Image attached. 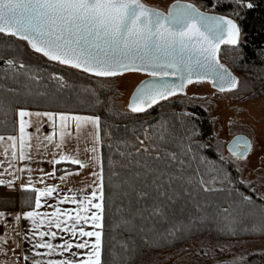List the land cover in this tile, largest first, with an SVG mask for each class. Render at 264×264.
<instances>
[{
  "label": "trees",
  "instance_id": "trees-1",
  "mask_svg": "<svg viewBox=\"0 0 264 264\" xmlns=\"http://www.w3.org/2000/svg\"><path fill=\"white\" fill-rule=\"evenodd\" d=\"M181 1L235 21L238 42L220 47L219 61L264 89V0ZM32 54L40 55L26 41L0 34V120L13 118L16 108L99 117L102 264H136L147 253L203 237L264 238V200L247 194L230 170L201 147L212 133L203 111L161 102L144 112L116 116L107 109V93L87 81L90 75L72 68L81 75L68 74ZM72 169L62 165L56 172ZM21 201L24 210L31 209L34 194L22 192Z\"/></svg>",
  "mask_w": 264,
  "mask_h": 264
},
{
  "label": "snow or ice",
  "instance_id": "snow-or-ice-1",
  "mask_svg": "<svg viewBox=\"0 0 264 264\" xmlns=\"http://www.w3.org/2000/svg\"><path fill=\"white\" fill-rule=\"evenodd\" d=\"M251 7V5H249ZM239 29L231 19L200 11L192 3L181 0L171 5L167 13L145 5L142 0H0V34L26 41L36 53L42 54L50 61L67 65L97 77H112L118 73L135 70L146 74L132 93L128 108L134 112H144L161 100H166L176 92H182L186 83L196 80H208L220 91L235 89L238 80L220 63L217 53L222 43L236 44ZM227 33V35H225ZM12 63V61H8ZM24 67L23 64L20 65ZM175 78V79H173ZM61 81L64 80L60 76ZM19 117V159L26 158L25 138L29 134L26 128L32 116L47 117L56 126L59 120L60 148L65 137L71 134L72 123L80 130L83 124L92 123L99 127V117L84 116L72 112H30L25 108L17 110ZM39 131V128L37 129ZM55 133L46 139L53 141ZM97 140L99 137L97 136ZM5 137L0 135V141ZM13 149L11 155L16 157L17 136L9 135ZM143 143V141H141ZM251 142L243 136L236 137L230 144L229 151L237 160L244 159L251 150ZM96 152V148H92ZM7 155V149H5ZM30 158V157H28ZM90 159L98 161V157ZM57 162H70L85 167V162L72 154L59 153ZM9 167L12 164L9 163ZM93 190L87 199V207L80 208L83 201L73 195L72 202L78 204L75 210L56 208L47 216L48 231H39L45 224V218L37 221L40 213L25 211L23 216L32 222L33 234L41 238L35 247L47 248L48 255L56 250V245L43 237H56L52 227L68 232L72 237H94L75 245L76 249H87L86 258L76 260L74 253L68 258L55 260L33 259L32 264H102V236L104 219V176L100 162L99 172H93ZM98 181V182H97ZM6 183L0 179V184ZM11 186V181L7 182ZM43 183V181H41ZM203 183V181H201ZM31 188V183L21 185ZM207 190V189H206ZM56 186L35 188V207L40 208L41 197H51ZM241 196L245 201L250 196ZM68 196H64V201ZM90 209V216L87 213ZM75 211V215L72 212ZM158 212L159 209H156ZM5 214L0 212V217ZM63 217V218H62ZM19 215L16 220L19 221ZM91 223L93 231H86L78 225ZM264 227V226H262ZM28 235L27 233L25 234ZM4 238L0 237V252H4ZM73 245L65 241L61 253L72 249ZM40 255V253H37ZM25 260L29 257L25 256Z\"/></svg>",
  "mask_w": 264,
  "mask_h": 264
},
{
  "label": "rangeland",
  "instance_id": "rangeland-1",
  "mask_svg": "<svg viewBox=\"0 0 264 264\" xmlns=\"http://www.w3.org/2000/svg\"><path fill=\"white\" fill-rule=\"evenodd\" d=\"M142 2L167 13L176 0ZM19 44L23 52L25 46L22 42ZM31 56L42 60L48 66L61 68L68 74L81 75L72 72L70 67L49 63L40 55ZM232 74L238 80L235 89L218 91L209 81H196L189 83L183 94L167 99L163 103H177L183 108L197 107L203 111L212 123V133L201 147L210 151L230 170L247 194L264 200V89L254 88L250 79L234 72ZM54 78L56 79L55 76ZM146 78L145 74L128 71L112 77L89 76L86 79L107 93V109L110 113L127 116L133 113L128 109L129 99L140 81ZM57 81L56 85L59 86ZM237 135L248 137L252 145L248 155L242 160H237L226 151V145ZM207 166L213 170V165ZM136 264H264V238L214 241L203 237L168 251L147 253Z\"/></svg>",
  "mask_w": 264,
  "mask_h": 264
},
{
  "label": "crops",
  "instance_id": "crops-1",
  "mask_svg": "<svg viewBox=\"0 0 264 264\" xmlns=\"http://www.w3.org/2000/svg\"><path fill=\"white\" fill-rule=\"evenodd\" d=\"M17 108L13 112V118L0 120V135L5 137L4 141H0V179L6 183L0 184V212L5 215L0 217V237L4 238V252H0V264H32L33 259L47 261L49 259H65L70 253H74L73 258L81 260L86 258L87 249H76L75 245L83 240H94V237H80L77 233L76 237H72L70 233L62 230L51 228V231L57 232L56 237H43L44 240H49L56 245V250L48 255L47 248L35 247L41 242L39 236L34 235L35 231H48L47 216L51 215L58 207L63 210H75L78 204L72 202L73 195L77 200L83 201L79 205L80 208L87 207V199L91 198L90 193L93 190V181L96 179L92 175L93 172H99L101 154H100V137L99 127L97 128L92 123L83 124L79 131L75 129V122L71 126V134L65 137L60 148L56 147V142L59 140V120L56 121L55 128L52 121L47 117L32 116L30 123L26 128L29 134L26 136V144L31 147L25 148L26 158L19 159V117ZM30 112H44L39 110H29ZM81 115V114H79ZM94 116V115H84ZM39 128V131L37 129ZM55 133L53 141L49 142L46 137L49 134ZM17 136L15 151L17 156L12 157L13 149L10 147L11 142L7 140V136ZM97 136L99 139L97 140ZM96 148V152H92V148ZM7 149V155H5ZM72 154L85 162V167L73 165L70 162H57L59 153ZM98 157L99 162L90 159ZM30 157V158H28ZM9 163L12 167H9ZM62 165L72 166V170L57 173L56 168ZM11 181V186L7 183ZM43 181V183H41ZM98 182V181H97ZM31 183V188H22L21 185ZM49 185L56 186V191L51 197H41L42 204L40 208L35 207V188H44ZM22 192H32L34 194L33 207L28 210L22 208ZM68 196V200L64 201V196ZM25 211H35L40 213L36 219L39 221L41 217L45 218V224L40 229L32 228V222L23 216ZM90 209L87 213H82L90 216ZM75 215V211L72 212ZM19 215V221L16 216ZM63 218V217H62ZM78 227H83L86 231L94 229L91 223H81ZM28 234L27 236L25 234ZM65 241L72 243V249L61 253V247ZM40 253V255H37ZM29 259L25 260L24 257Z\"/></svg>",
  "mask_w": 264,
  "mask_h": 264
},
{
  "label": "water",
  "instance_id": "water-1",
  "mask_svg": "<svg viewBox=\"0 0 264 264\" xmlns=\"http://www.w3.org/2000/svg\"><path fill=\"white\" fill-rule=\"evenodd\" d=\"M182 3H189V2H184V1H181ZM174 4V3H173ZM172 4V5H173ZM201 11V10H200ZM203 12V11H202ZM212 14V13H211ZM214 15H217V14H214ZM218 16H221V15H218ZM226 17V16H225ZM228 18V17H227ZM228 19H230V18H228ZM232 20V19H231ZM233 21V20H232ZM234 22V24L236 25V27L238 28V26H237V24L235 23V21H233ZM239 29V28H238ZM5 35V34H4ZM225 35H227V33H225ZM238 39H239V32H238V35H237V42H238ZM27 43V42H26ZM223 44H227V45H235V44H228V43H222L221 45H220V47L223 45ZM237 44V43H236ZM30 47V46H29ZM30 49L31 50H33L31 47H30ZM220 50V49H219ZM34 51V50H33ZM35 52V51H34ZM219 53V52H218ZM218 53H217V55H218ZM38 54H40V53H38ZM40 55H42V54H40ZM44 57V56H43ZM46 58V57H45ZM47 59V58H46ZM52 62H54V61H52ZM54 63H57V64H59L58 62H54ZM59 65H61V64H59ZM62 66H66V67H69V66H67V65H62ZM71 68V67H70ZM227 68V67H226ZM72 69H74V68H72ZM228 69V68H227ZM75 70H78V69H75ZM229 70V69H228ZM78 71H80V70H78ZM128 71H134V72H139V73H142V74H145V73H143V72H140V71H135V70H128ZM128 71H124V72H121V73H118L117 75H120V74H123V73H125V72H128ZM230 71V70H229ZM82 72V71H81ZM231 72V71H230ZM83 73H85V72H83ZM232 73V72H231ZM85 74H88V75H90V76H93V77H97V76H94V75H92V74H90V73H85ZM117 75H115V76H117ZM146 75V74H145ZM233 75V74H232ZM234 76V75H233ZM173 79H175V78H173ZM196 81H208V80H196L195 78H193V80H192V82H196ZM210 82V81H209ZM211 83V82H210ZM189 83H186L185 84V86H184V90H185V87L188 85ZM211 86L214 88V89H216V90H218V91H220L218 88H216V87H214L213 86V84L211 83ZM184 90L182 91V92H176L174 95H172V96H169L167 99H169V98H172L173 96H176V95H180V94H183L184 93ZM225 90H229V89H225ZM224 90V91H225ZM134 91H135V89H134ZM133 91V92H134ZM131 97H132V95H131ZM131 97H130V99H129V102L131 101ZM166 99V100H167ZM163 101H165V100H161V101H159L157 104H159V103H161V102H163ZM129 102H128V104H129ZM153 106H155V105H153ZM152 106V107H153ZM129 109V108H128ZM148 109H150V108H148ZM148 109H146V110H148ZM130 110V109H129ZM145 110V111H146ZM131 111V110H130ZM132 112V111H131ZM134 113V112H133ZM140 113V112H139ZM239 136H243V137H246V136H244V135H237V136H235V137H233L231 140H230V142L226 145V151L228 152V154L229 155H231L232 156V154H231V152L229 151V146H230V144L235 140V138L236 137H239ZM248 140H249V138L248 137H246ZM250 141V140H249ZM249 153V152H248Z\"/></svg>",
  "mask_w": 264,
  "mask_h": 264
},
{
  "label": "flooded vegetation",
  "instance_id": "flooded-vegetation-1",
  "mask_svg": "<svg viewBox=\"0 0 264 264\" xmlns=\"http://www.w3.org/2000/svg\"><path fill=\"white\" fill-rule=\"evenodd\" d=\"M174 97V96H173ZM170 99V98H169Z\"/></svg>",
  "mask_w": 264,
  "mask_h": 264
}]
</instances>
